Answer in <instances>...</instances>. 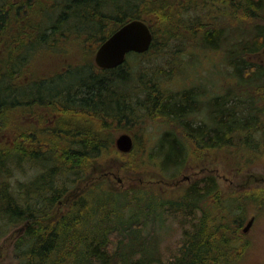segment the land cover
<instances>
[{
    "label": "trees",
    "instance_id": "1",
    "mask_svg": "<svg viewBox=\"0 0 264 264\" xmlns=\"http://www.w3.org/2000/svg\"><path fill=\"white\" fill-rule=\"evenodd\" d=\"M131 19L149 26L152 43L127 56L142 60L170 43L185 53L194 41L211 51V93L195 84L160 90L153 81L158 70L142 61L137 69L126 61L98 68L97 46ZM263 47L264 0H0V239L22 225L16 264L238 263L240 227L252 206L264 207L262 187L222 194L211 175L169 200L98 182L66 212L51 213L95 159L113 152L106 131L115 123H164L156 139H146L153 153L141 149L138 170L174 177L206 149L237 171L263 165L264 64L246 58ZM52 51L69 64L36 77L39 58ZM70 54L79 61L69 62ZM196 211L178 251L161 259L156 224Z\"/></svg>",
    "mask_w": 264,
    "mask_h": 264
},
{
    "label": "rangeland",
    "instance_id": "2",
    "mask_svg": "<svg viewBox=\"0 0 264 264\" xmlns=\"http://www.w3.org/2000/svg\"><path fill=\"white\" fill-rule=\"evenodd\" d=\"M197 42L194 41L193 47L192 43L186 46L185 53H181L174 44L170 43V45L160 48V53H157V48L150 50L149 54H147L148 56L142 57V60H137L130 55L126 57L125 64L128 68L132 67L134 69H137L136 65H138L139 61H142L148 67L154 65L153 70H158V72L154 74L153 81L160 90H178L184 86L195 84L197 87L200 86L199 88L211 93V77L213 76L211 68H214V64L211 65V60H217V57L211 51H206L199 44L200 42ZM195 45H197L196 48ZM189 47H192V49L187 53L186 49ZM46 54L48 52H44L39 58V62L35 65L37 67L35 70L36 77H44L46 74L49 75L55 72L58 68H65L63 64L67 63V61L61 59L60 52L52 51L48 55L49 59L45 58ZM153 55H156V57L153 58ZM69 56L71 57V54ZM150 57L153 59H148ZM79 58L80 56L78 55L74 56V58L71 57L69 62H72V60L79 61ZM246 58L252 62L264 64V47L257 52L247 54ZM23 78L26 79V76H23ZM197 90L199 89L195 91ZM39 109L37 108V112H40ZM142 113L144 114V112ZM4 118H1L0 122H3ZM143 118L134 119L131 123L124 124L123 122L122 126L115 123L107 129L106 132L110 134L114 144L119 134L123 132L129 133L133 137L134 142L132 152H116L114 151L116 147H114L113 152L95 159L85 177L80 179L76 186L53 208L51 216L54 217L66 212L71 200L98 182L104 188L113 191H123L130 188L148 189L147 193L149 194L158 191L162 196H167L169 200L181 196L182 191L192 185L194 181L211 175L216 178L222 194H228L233 190L264 188V164L237 171L236 168L227 166L221 160L219 154L209 149L204 150L199 159L196 157V161L188 158L184 168L174 177H165L164 174L155 169L148 171L136 169L135 159L141 155L140 152L143 147L146 150L143 151V154H145L144 152L153 153L151 146L147 144V140L151 135H154V139H156L164 128L161 125L163 123L162 119H149L147 121L148 118L145 117L146 121L144 120L143 124ZM30 119L32 120V118ZM34 120H32L33 123ZM167 172L170 174L171 171ZM25 178L23 176L21 180L24 181ZM175 181H179V183L175 184ZM251 209L252 212L246 216L240 227V232L244 234L245 244L241 248L242 253L237 260L238 263L235 264H264V207L258 209L252 206ZM196 212V215L192 218L182 214L171 215L156 224L159 226H155L156 241L158 243L156 253H159L161 259L165 260L178 251L180 241L184 237V228H190L191 223L199 214L198 211ZM251 217L253 218L251 226L246 232H242L243 227ZM21 227L22 225L11 227L9 232L0 239V264L17 263L13 253V245Z\"/></svg>",
    "mask_w": 264,
    "mask_h": 264
},
{
    "label": "water",
    "instance_id": "3",
    "mask_svg": "<svg viewBox=\"0 0 264 264\" xmlns=\"http://www.w3.org/2000/svg\"><path fill=\"white\" fill-rule=\"evenodd\" d=\"M152 43L149 26L140 19H131L109 34L95 49L93 62L100 69H111L122 65L129 52L144 53ZM115 146L121 152H128L133 146V138L123 132L115 139ZM253 222L251 217L242 231L246 232Z\"/></svg>",
    "mask_w": 264,
    "mask_h": 264
},
{
    "label": "flooded vegetation",
    "instance_id": "4",
    "mask_svg": "<svg viewBox=\"0 0 264 264\" xmlns=\"http://www.w3.org/2000/svg\"><path fill=\"white\" fill-rule=\"evenodd\" d=\"M179 183V181H175V184H178Z\"/></svg>",
    "mask_w": 264,
    "mask_h": 264
}]
</instances>
